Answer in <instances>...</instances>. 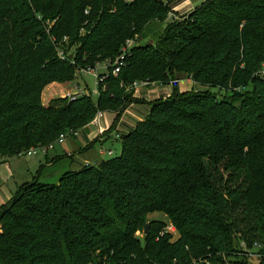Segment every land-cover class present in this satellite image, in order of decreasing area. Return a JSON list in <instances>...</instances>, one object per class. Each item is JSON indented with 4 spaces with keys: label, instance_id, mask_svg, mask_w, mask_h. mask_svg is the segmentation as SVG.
<instances>
[{
    "label": "trees",
    "instance_id": "obj_1",
    "mask_svg": "<svg viewBox=\"0 0 264 264\" xmlns=\"http://www.w3.org/2000/svg\"><path fill=\"white\" fill-rule=\"evenodd\" d=\"M176 1L0 0V162L75 136L98 111L116 112L114 129L134 82L177 79L121 134L120 155L27 181L0 205V264H251L239 256L252 247L264 264V0H205L140 42ZM137 35L120 71L100 74L97 102L43 103ZM177 74L225 93L180 91ZM154 212L168 219L147 222ZM167 221L176 240L160 235Z\"/></svg>",
    "mask_w": 264,
    "mask_h": 264
},
{
    "label": "rangeland",
    "instance_id": "obj_2",
    "mask_svg": "<svg viewBox=\"0 0 264 264\" xmlns=\"http://www.w3.org/2000/svg\"><path fill=\"white\" fill-rule=\"evenodd\" d=\"M204 0H192V2L196 4H201ZM177 1L172 2L170 4L171 12L169 13V16L167 20L161 22V21H155L148 25V27L143 31L142 33V39L140 42H158L159 37L165 33V30L169 23L173 21H186L188 18V14H180L178 11L175 10V7L177 6ZM198 6V5H197ZM196 7V6H195ZM195 9V8H194ZM139 38V35H137L131 42V44L137 43ZM131 48V47H130ZM75 49V48H74ZM107 59L102 60L99 62V64L90 71L85 70H79L77 72V76L70 82L66 83H58L54 86L50 87V89L44 90L43 94V103L47 105L49 101L52 98L59 97L62 94H64L66 97L80 93V94H90L94 102H97L98 100V80L97 75L100 77V74L107 73L108 68L106 66ZM180 78L177 81V87L180 91H188L191 89H209L213 92L218 93L219 95H223L225 92L220 90L218 87H211L207 85H201L199 83H196L195 81H192L189 79L190 77L186 76L185 74H177V78ZM177 80V79H176ZM173 81H169L166 84H161L159 82L155 81H149V85L140 86L137 89H132L133 91V98L135 101L131 102L127 109L124 111V113L121 115L119 121L116 124V128L119 125V122L122 124H132L134 122V119H141L145 118L150 111V103L157 99H162L165 97H168L173 92V85L175 84ZM150 92L151 94L148 95L147 93ZM154 92V93H153ZM104 113V119L106 118L107 113H115L116 112H106ZM139 121V120H138ZM115 122V120H114ZM123 129V128H122ZM79 132V131H78ZM116 131H112L111 137L107 140L106 143L101 145L100 142H97L95 144L94 148L90 151L89 155L90 159L92 160V157L100 156V158L107 160L111 157H115L117 155H120L121 153V147L122 142L121 139H116ZM69 135V133H67ZM75 135V134H74ZM82 135V133H81ZM76 136V135H75ZM77 139L74 136H68L63 143L57 144L54 150L62 151V148H68V146L72 142H76ZM101 149L105 150L106 155H100L99 152ZM68 150V149H67ZM112 150V154H108L109 151ZM39 156H20V155H13L7 159L5 163H0V205L2 203L7 202L18 190L19 186L27 181H33L34 179H39L41 182L44 183H58L59 177H56V172L61 171L63 174L64 172L71 170L72 163L70 159H67L65 162L59 164L56 169L53 168L52 170H43L41 174H38L39 170V163H36L34 165L33 161L38 162V160L42 159L39 158L41 156V153L38 154ZM83 160V158H82ZM75 165V164H74ZM76 167V166H75ZM152 219H159V220H167L168 218L164 213L160 212H154L146 217V221L149 222ZM171 240H176L179 237V232L176 234H171ZM137 236L144 240V232L139 231L137 232ZM257 248L252 247L246 249L245 253L240 254L239 257H247L249 258V261L251 264H259L260 260L258 256H253L251 254H255L254 252H257ZM200 264H208L204 262H200ZM226 264H230L229 260L227 259Z\"/></svg>",
    "mask_w": 264,
    "mask_h": 264
},
{
    "label": "crops",
    "instance_id": "obj_3",
    "mask_svg": "<svg viewBox=\"0 0 264 264\" xmlns=\"http://www.w3.org/2000/svg\"><path fill=\"white\" fill-rule=\"evenodd\" d=\"M177 4L178 5L175 7V10L178 11L180 14H188L194 10L195 6L199 5V4L192 2V0H177ZM191 80L193 81V79ZM55 84H58V83L50 84L49 86L45 88V90L48 88L50 89V87L54 86ZM147 94L150 95L151 93L148 92ZM61 96H64V94H62ZM115 117H116L115 113H107L106 118L105 119L103 118L102 120L103 130L102 129L100 130L98 126H95L93 124H89L86 127L79 130L76 136H74L77 139L79 138V140H76V142L75 141L72 142L68 146L67 148L68 150L66 148H62V151L60 150L52 151L56 148L54 147L53 149H50L46 154H41L39 158L42 157V159L38 160V162H35V161L31 162L34 165H36V163H39L38 174H41L43 170H48V169L52 170L53 168L56 169V167L59 164L65 162L67 159H70L72 163L71 170H77L84 164H98L100 161L104 159L100 158V156H96V157H92V160H91L90 156H88L90 151L94 148L95 144H97V142H100L101 145L106 143L107 140L111 137V134H112L111 132L113 130L116 131L115 137L116 139H118L117 134L128 133L131 129L135 127L138 120L143 119V118L134 119V122L132 124H123V123L121 124L119 122V125L117 126V128L115 127L114 129L113 128L110 129L114 123ZM99 154L102 156L106 155L105 150L101 149ZM108 154H110V152ZM33 156L35 155H31L29 157H33ZM36 156H39V155L37 154ZM6 161L7 159H5L4 161L0 163H5ZM62 175L63 174L61 173V171L56 172V177H59V179Z\"/></svg>",
    "mask_w": 264,
    "mask_h": 264
},
{
    "label": "built area",
    "instance_id": "obj_4",
    "mask_svg": "<svg viewBox=\"0 0 264 264\" xmlns=\"http://www.w3.org/2000/svg\"><path fill=\"white\" fill-rule=\"evenodd\" d=\"M132 40L133 39H130V40L127 41V45L122 49V53L114 61L107 60L106 66L108 67L109 65H111L113 67L114 74L118 73L120 71V67L124 64L125 54L130 49V47L133 46V44H131V42H133ZM93 69H90V70H93ZM90 70H88V71H90ZM97 80L101 81L102 78L98 77V75H97ZM148 82H149V80L136 81V82L133 83L131 88L137 89V88H139L140 86H143V85L147 86V85H149ZM74 94H72V95H70L68 97H72ZM103 118H104L103 111H98L96 116H95V118L91 122V124H93L95 126H98L100 128V130H101L102 129V120H103ZM74 134L76 135L77 132H74ZM68 136L69 135H67V133L66 134H62L55 142L51 143L49 146H46V147H32L29 150L23 151L19 155L20 156H25V155L26 156H31V155H37L39 153L46 154L50 149H53L57 144H61L62 142H64V140ZM120 136H121V134H117V138H120ZM109 152H110V154L113 153L112 150H110ZM165 233L176 234V233H178L177 227L172 222L167 221L165 227L160 232V235H164ZM254 253L255 254H251V255L261 257V254L258 253V251L254 252Z\"/></svg>",
    "mask_w": 264,
    "mask_h": 264
},
{
    "label": "water",
    "instance_id": "obj_5",
    "mask_svg": "<svg viewBox=\"0 0 264 264\" xmlns=\"http://www.w3.org/2000/svg\"><path fill=\"white\" fill-rule=\"evenodd\" d=\"M148 232H149V224H146V226H145V234H148Z\"/></svg>",
    "mask_w": 264,
    "mask_h": 264
}]
</instances>
